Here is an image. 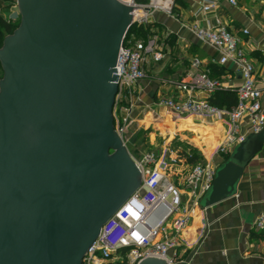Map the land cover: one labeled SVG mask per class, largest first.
<instances>
[{"label": "water", "instance_id": "95a60500", "mask_svg": "<svg viewBox=\"0 0 264 264\" xmlns=\"http://www.w3.org/2000/svg\"><path fill=\"white\" fill-rule=\"evenodd\" d=\"M15 2L18 25L0 46V264H80L140 185L112 107L120 44L146 8ZM263 145L264 126L246 134L216 166L200 208L233 195Z\"/></svg>", "mask_w": 264, "mask_h": 264}, {"label": "built area", "instance_id": "2783aa9c", "mask_svg": "<svg viewBox=\"0 0 264 264\" xmlns=\"http://www.w3.org/2000/svg\"><path fill=\"white\" fill-rule=\"evenodd\" d=\"M119 1L146 8L144 14L132 20V25L142 26L145 33L138 36L133 32H126L115 63L119 72H115L117 91L112 116L114 129L122 139L139 100V96L135 94V85L146 77L148 64L158 63L164 57L162 49L155 37L147 32L146 26L153 12H169L172 0L169 3L165 0ZM197 1L200 13L214 14L217 8L215 0ZM229 2L235 4V0ZM17 20L18 12L8 19L10 22ZM189 28L197 41L216 51V63H229L234 67L240 82L233 86L212 78L202 68L201 61L192 57L187 70L178 78L163 79V82L175 88L176 93L160 97L156 106L169 111L176 118L198 116L225 121V136L213 150V154L223 159L244 139L245 134L241 132L244 117L249 122V133L257 132L264 126L259 101L261 89L256 86L254 67L240 47L238 35L219 23L213 27H203L193 22ZM243 32L246 30L243 29ZM217 90L234 92L235 104L228 108L211 104L210 95ZM198 92H203L206 96L199 97L196 95ZM166 135L168 140L162 151L167 150L170 138L178 136L176 132H166ZM168 151L171 153V150ZM129 155L140 172V185L102 224L99 235L87 248L80 264H137L148 256L162 259L164 264H189L184 256L181 234L200 208L199 201L209 188L217 165L202 158L188 168L179 181L176 177L175 156L170 154L164 160L163 157H154L152 151L139 157ZM253 228L264 232V213L254 221ZM262 256L264 259V243Z\"/></svg>", "mask_w": 264, "mask_h": 264}, {"label": "crops", "instance_id": "0c3cea01", "mask_svg": "<svg viewBox=\"0 0 264 264\" xmlns=\"http://www.w3.org/2000/svg\"><path fill=\"white\" fill-rule=\"evenodd\" d=\"M215 2L217 8L214 14L200 13L197 0H172L169 12H153L146 30L155 37L164 57L158 63L148 64L146 77L135 85V94L139 96L136 111L156 113V101L176 93L175 88L163 79L178 78L187 70L192 57L197 56L202 68L212 78L233 86L240 82L239 74L234 72L231 64L216 63V51L195 39L189 28L195 22L203 27L223 24L239 36V45L254 67L256 86L261 89L259 101L264 115V0H235V4L229 0ZM16 12L15 0H0L2 19L8 21ZM196 95L206 96L203 92ZM175 119L181 121L184 132L198 146L203 159L216 165L222 161L220 156L213 154V150L225 136V121L198 116ZM172 124L176 126L175 121ZM248 129L249 122L244 117L241 132L246 135ZM172 140L174 138H170L169 142ZM181 167H175L179 181L189 168L186 163H182ZM263 213L264 145L245 165L233 195L206 208H199L190 218L181 234L184 256L189 264H264V232L253 228L254 221Z\"/></svg>", "mask_w": 264, "mask_h": 264}, {"label": "rangeland", "instance_id": "374dc122", "mask_svg": "<svg viewBox=\"0 0 264 264\" xmlns=\"http://www.w3.org/2000/svg\"><path fill=\"white\" fill-rule=\"evenodd\" d=\"M144 1L147 2L148 0ZM1 75L0 68V77ZM171 114L159 107L156 109V113H151V111L149 113L145 110L135 111L122 134V140L127 151L134 157L152 151L154 157H163L164 160H167L171 154V156H175V165L180 169L182 163H185V156L197 152L198 146L184 132L181 121H176L175 116L172 115L171 117ZM174 121L179 127L176 131L178 136L169 142L167 150L162 151L166 140H168L166 133L163 134L162 128ZM168 150H171V153ZM178 172L181 173L182 171Z\"/></svg>", "mask_w": 264, "mask_h": 264}, {"label": "trees", "instance_id": "16d2710c", "mask_svg": "<svg viewBox=\"0 0 264 264\" xmlns=\"http://www.w3.org/2000/svg\"><path fill=\"white\" fill-rule=\"evenodd\" d=\"M136 1L145 2L144 0H136ZM18 22H19V20L15 21V22L6 21L0 17V46L2 43L3 36L10 34L17 27ZM131 32L135 33L138 36L143 35L145 33L144 28L142 26L137 27L135 25H131L128 28L126 34L131 33ZM209 102L215 106H218V107H227L228 108V107H231L235 104L236 96H235L234 92H232V91L217 90V91H214L210 95ZM227 156H225L222 159V161L224 159H226ZM201 159H202V157H201L200 153L197 151L194 154L186 155L184 158V161L188 165V167L190 168V167L194 166L197 162H199Z\"/></svg>", "mask_w": 264, "mask_h": 264}, {"label": "bare ground", "instance_id": "6f19581e", "mask_svg": "<svg viewBox=\"0 0 264 264\" xmlns=\"http://www.w3.org/2000/svg\"><path fill=\"white\" fill-rule=\"evenodd\" d=\"M128 2L129 0H124V2ZM158 1V0H156ZM170 1H167V3H169ZM178 130V128L176 126H174V124L172 125H168V126H165L162 128V132L163 134L166 133V132H169V133H173V132H176Z\"/></svg>", "mask_w": 264, "mask_h": 264}]
</instances>
